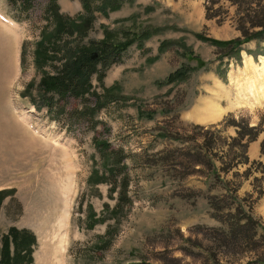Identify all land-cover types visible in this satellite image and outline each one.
<instances>
[{"label": "rangeland", "instance_id": "1", "mask_svg": "<svg viewBox=\"0 0 264 264\" xmlns=\"http://www.w3.org/2000/svg\"><path fill=\"white\" fill-rule=\"evenodd\" d=\"M118 3L108 9L104 0H55L60 15L55 19L49 0H0V14L16 23L0 21L12 32L0 30V257L15 227L33 237L25 245L31 261L22 264H211L208 249L222 263L256 258L223 237L228 217L213 216L212 204L233 195L245 213L249 207L258 234L251 246L264 247V172L251 164L264 163V130L246 148L248 163L227 173L182 177L184 171L172 163L156 165L144 154L177 144L158 138L157 125L172 124L202 141L191 129L199 124L215 133L216 167L243 158L230 141L236 128L226 120L232 115L257 125L264 107L236 104L240 87L233 77L236 83L255 78L242 71L244 55L257 63L264 54L249 52H264V41L243 44L238 56L217 57L212 41L240 35L237 7L226 0L212 6V18L206 16L210 0ZM145 32L119 59L105 61L101 55L100 42L119 43ZM81 53H94L90 86L76 94L50 85L48 77ZM181 66L190 68H184L186 79L166 83ZM152 109L157 112L148 118ZM133 153L143 155L130 160ZM115 167L113 189L109 178ZM122 179L130 202L121 200ZM9 247L13 251L11 238Z\"/></svg>", "mask_w": 264, "mask_h": 264}, {"label": "trees", "instance_id": "2", "mask_svg": "<svg viewBox=\"0 0 264 264\" xmlns=\"http://www.w3.org/2000/svg\"><path fill=\"white\" fill-rule=\"evenodd\" d=\"M221 0H210V4L206 7V16L207 18H212L215 15L211 14V8L214 4H217ZM232 4H235L238 11L237 16V28L240 32V35L235 37L232 40L222 42V41H212V44L215 45L217 51L218 58L224 57H232L238 56L240 51L243 49V44L251 41L257 40L258 42L264 41V1L263 0H226ZM50 6L49 11L53 15L55 19H59L60 15L58 13V9L55 4V0H49ZM106 4V8L115 9L118 7V0H104ZM83 8H89L87 2H84ZM105 11V10H104ZM218 15V14H217ZM73 24V23H72ZM76 26V24H75ZM80 25H77L79 27ZM62 26L59 25L57 28V34L60 33ZM146 32L143 35H134V37L126 38L125 41L119 43H109L107 41L100 42V51L101 55L106 56V60H117L120 58V55L126 50V47L129 44H132L133 41L137 39H141L140 36H145ZM58 36V35H57ZM60 36V35H59ZM58 36V37H59ZM167 43H164L166 46ZM53 48V47H52ZM56 48V47H55ZM43 53V60H46L48 57ZM81 55H75L74 60L67 59L64 64H62V71L59 75H54L53 77H48L50 80L49 84L58 87L61 91H73L76 94L83 93L89 86V78L93 71H95L94 61L91 59V55L86 56L81 53ZM250 55L257 57L259 54H264V52H249ZM73 55V54H72ZM74 56V55H73ZM197 63L199 65L203 64V61L197 59ZM187 66H181V68L176 69L166 78V83H179L186 79V70ZM172 107H168L166 111L171 112ZM157 110H150L148 112V118H151ZM138 115L143 117V113L138 111ZM227 125H233L236 128V135L230 138L231 143L239 149L240 155L243 157H239V159L235 163H224L221 161L220 166L216 167L215 165V157H218V153L216 151L213 152V142L215 139L212 135H214V131L209 129V127H205L203 125L194 124L192 126V130L195 132H199L202 136V141H199L195 136L189 135L187 131L181 133L179 130L172 126V124H161L156 126L157 137L163 139H169L171 141H176L177 144L174 147H168L160 150L158 153L153 154L152 156L146 155L145 159L149 162L152 159L156 165H164L172 163L175 168H179V170H183L184 173L182 177L187 175H192L195 173H201L204 176H210V174H216L217 171L228 172L231 167L237 164H247L249 159L246 155V148L248 144L257 139L260 132L264 130V114L260 116V122L257 125H250L247 119L241 118L236 120L232 115L226 120ZM263 127V128H261ZM186 132V133H185ZM219 138L222 141L221 135ZM102 144V145H101ZM99 145L108 148L109 145L107 142L99 143ZM98 145V146H99ZM109 153V151H107ZM118 153H121L120 149L117 150ZM110 153L114 154L116 151H111ZM260 154L264 156V137L260 141ZM138 155L133 153L129 156L130 160H135ZM150 156V157H149ZM222 158V156H220ZM215 158V159H214ZM236 156L232 158L234 160ZM224 163V164H223ZM251 164H257L262 168V172H264V163L261 161L252 160ZM222 165H226V169L223 168ZM251 166L246 168V171L249 172ZM112 169H110L111 171ZM119 172L117 167H115L110 172V180L113 182V189H116V175ZM215 178V177H214ZM217 179V178H215ZM218 180V179H217ZM227 184V182H226ZM127 180H121V200L124 202H130L131 199L127 196ZM224 185V184H223ZM226 185H224L225 187ZM226 188V187H225ZM235 191V188L234 190ZM233 194V193H232ZM224 198V199H223ZM235 196L231 195L230 199L222 196L220 199H223L224 204H219V201H216L212 205L217 208L215 209V213L213 216L217 217L218 214H225L228 219H223L226 223L225 233L223 237L227 241L232 242H240V244L246 246V250L251 252H255L256 258H253L244 263L237 264H264V247L259 246H251L253 243H257L255 241V237L257 234V223L254 220V217L251 214V209L248 207V212H244L241 204L235 200ZM120 200V201H121ZM122 202V201H121ZM118 204H121L120 202ZM215 204V205H214ZM218 212V214H217ZM9 235H6L2 244V251L0 257V264H22L23 260H27V262L31 261V249L25 248L27 242H33V237L29 233H22L15 227H12L8 231ZM223 237L217 238L219 243H223ZM9 238L13 240L14 248L13 251L9 247ZM24 249L25 254L22 253ZM209 260L212 261L211 264H234V263H222L216 257V253L208 249ZM140 264H145L141 261ZM161 264H168L166 262H162Z\"/></svg>", "mask_w": 264, "mask_h": 264}, {"label": "bare ground", "instance_id": "3", "mask_svg": "<svg viewBox=\"0 0 264 264\" xmlns=\"http://www.w3.org/2000/svg\"><path fill=\"white\" fill-rule=\"evenodd\" d=\"M7 23H9V21ZM1 29H3L6 34H12L11 31L0 23V30ZM244 56L245 60L243 62L244 66L242 71L252 73L255 78L250 79L247 77L246 81L236 83L237 80L233 77L234 85L240 87L236 94V104L248 103L250 106L258 104L264 107V55L259 56L257 63L254 62L248 55L246 56L245 54ZM258 77L261 78L262 81H259ZM215 110L219 113L221 108H215Z\"/></svg>", "mask_w": 264, "mask_h": 264}, {"label": "crops", "instance_id": "4", "mask_svg": "<svg viewBox=\"0 0 264 264\" xmlns=\"http://www.w3.org/2000/svg\"><path fill=\"white\" fill-rule=\"evenodd\" d=\"M254 144H255V145H253L252 148H253V151L256 152L257 149H258V145H256V143H254ZM258 144H259V142H258ZM256 146H257V147H256ZM253 158H255V157H253Z\"/></svg>", "mask_w": 264, "mask_h": 264}, {"label": "water", "instance_id": "5", "mask_svg": "<svg viewBox=\"0 0 264 264\" xmlns=\"http://www.w3.org/2000/svg\"><path fill=\"white\" fill-rule=\"evenodd\" d=\"M91 57H94V53L92 54V56Z\"/></svg>", "mask_w": 264, "mask_h": 264}]
</instances>
